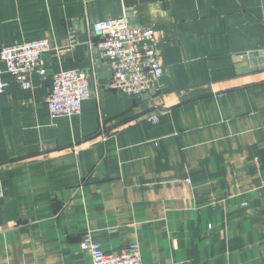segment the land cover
I'll list each match as a JSON object with an SVG mask.
<instances>
[{
    "label": "crops",
    "instance_id": "0c3cea01",
    "mask_svg": "<svg viewBox=\"0 0 264 264\" xmlns=\"http://www.w3.org/2000/svg\"><path fill=\"white\" fill-rule=\"evenodd\" d=\"M119 17L154 30L139 99L108 88L90 26ZM38 39L47 73L2 75L0 264H91L85 233L142 264H264V0H0V49ZM71 69L91 95L53 118Z\"/></svg>",
    "mask_w": 264,
    "mask_h": 264
},
{
    "label": "built area",
    "instance_id": "2783aa9c",
    "mask_svg": "<svg viewBox=\"0 0 264 264\" xmlns=\"http://www.w3.org/2000/svg\"><path fill=\"white\" fill-rule=\"evenodd\" d=\"M124 17L104 19L91 23V29L98 35L95 43L100 56L111 68L108 88L128 96H139L154 87L163 75L159 63L151 26L131 27ZM48 50L45 39L18 42L0 49V95L9 83L3 73L14 77L22 88H29L27 76L37 72L47 73L43 55ZM3 65V68L1 67ZM91 95L85 72L71 69L51 74L50 92L46 104L51 117L78 115L82 102ZM150 119L156 120V116ZM0 183V197L2 196ZM81 251L91 257V264H142L137 243L122 248L119 253L104 251L88 233L80 241Z\"/></svg>",
    "mask_w": 264,
    "mask_h": 264
},
{
    "label": "water",
    "instance_id": "95a60500",
    "mask_svg": "<svg viewBox=\"0 0 264 264\" xmlns=\"http://www.w3.org/2000/svg\"><path fill=\"white\" fill-rule=\"evenodd\" d=\"M249 56H254V54H251V55H249ZM251 57V59H250V63L252 64L253 63V58ZM247 59V58H246ZM152 89V88H151ZM151 89H149L148 90V92L147 93H144V94H142V95H139V96H134V97H136V99H139V97H142L143 95H145V94H148V93H150L152 90Z\"/></svg>",
    "mask_w": 264,
    "mask_h": 264
}]
</instances>
